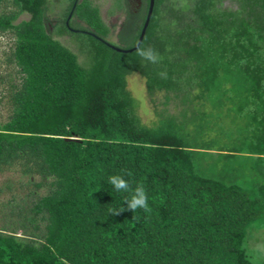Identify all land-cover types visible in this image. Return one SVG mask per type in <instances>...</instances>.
<instances>
[{"label": "trees", "instance_id": "16d2710c", "mask_svg": "<svg viewBox=\"0 0 264 264\" xmlns=\"http://www.w3.org/2000/svg\"><path fill=\"white\" fill-rule=\"evenodd\" d=\"M49 1L0 0L14 9L0 34L13 37L16 69L0 90V173L46 189L19 213L21 236L0 229V264H255L245 244L264 229V0H154L139 46L155 64L108 46L135 47L149 0L137 15L132 0L112 1L125 16L117 42L93 0H69L55 25ZM71 34L82 64L53 37ZM132 74L153 105L149 126ZM112 175L143 184L151 211L111 215L130 195Z\"/></svg>", "mask_w": 264, "mask_h": 264}, {"label": "rangeland", "instance_id": "374dc122", "mask_svg": "<svg viewBox=\"0 0 264 264\" xmlns=\"http://www.w3.org/2000/svg\"><path fill=\"white\" fill-rule=\"evenodd\" d=\"M69 0H50L47 17L50 22L56 21L62 17L63 10L67 6ZM113 0H93V3L99 8L100 16L103 22L110 28L109 41L117 42V34L119 26L125 17L124 14H110V8ZM114 4V3H113ZM115 5V4H114ZM14 11L10 2H5L0 5V14ZM28 15L23 14L18 17L16 22L27 20ZM78 23L77 20H73ZM79 25H81L79 23ZM61 44L69 48L78 56V61L82 64L85 62V56L80 53V43L75 35L57 36L53 35ZM13 37L9 34H0V90L6 89V85L10 81L16 79V69L9 63L10 52L13 47ZM127 89L135 99L137 108L136 114L141 122L147 126L151 125L155 120L153 105L150 104L145 92L144 81L138 74H132L127 78ZM163 101V96L156 97L157 110L163 108L160 102ZM9 115V107L6 101L3 100L0 104V121L7 120ZM40 182V178L35 176L27 178L21 175L18 171H5L0 173V229L11 231L16 229L17 236H21L20 224L22 222L21 214L25 212L30 203L38 196L46 193L43 187L37 188L36 184ZM21 213V214H19ZM254 230L249 234V241L245 244L246 250L255 264H264V229ZM6 231V233H8Z\"/></svg>", "mask_w": 264, "mask_h": 264}, {"label": "clouds", "instance_id": "9594fccd", "mask_svg": "<svg viewBox=\"0 0 264 264\" xmlns=\"http://www.w3.org/2000/svg\"><path fill=\"white\" fill-rule=\"evenodd\" d=\"M136 54L142 59L150 63H158L161 59L159 54L151 47L144 48L143 46L137 47ZM163 75V74H161ZM129 177L132 175L131 172L126 173ZM108 182L114 187L117 192H127L130 195L124 200V204L127 209L121 207L119 210L109 209L111 215H119L125 210L135 212L137 209H142L145 212H150L151 209L148 207V196L143 184H137L132 187L127 180L121 175H112L108 177Z\"/></svg>", "mask_w": 264, "mask_h": 264}, {"label": "water", "instance_id": "95a60500", "mask_svg": "<svg viewBox=\"0 0 264 264\" xmlns=\"http://www.w3.org/2000/svg\"><path fill=\"white\" fill-rule=\"evenodd\" d=\"M153 6H154V0H149V3H148V10H147V15H146V18H145V21H144V24H143V27L141 29V32H140V35H139V38H138V41L135 45L134 48L130 49V50H121V49H118V48H115L111 45H108L111 49L117 51V52H121V53H130V52H133L134 50L137 49V47L140 45V43L142 42L143 40V37H144V34H145V31H146V28L148 26V23H149V20H150V17H151V14H152V11H153Z\"/></svg>", "mask_w": 264, "mask_h": 264}, {"label": "flooded vegetation", "instance_id": "af4514ba", "mask_svg": "<svg viewBox=\"0 0 264 264\" xmlns=\"http://www.w3.org/2000/svg\"><path fill=\"white\" fill-rule=\"evenodd\" d=\"M140 7H141V3H140L139 0H132V2H131V9H132V12H133L134 15H137V14L139 13V11H140ZM116 14H119V13H116ZM69 17H70V16H69ZM124 22H125V17L123 18V21H122V23H121L120 26H119L118 33L120 32V30H121L122 25H123ZM52 24L55 25V24H56V21H53ZM68 29H69V31H71V32L76 31V30H74L73 28H68Z\"/></svg>", "mask_w": 264, "mask_h": 264}]
</instances>
